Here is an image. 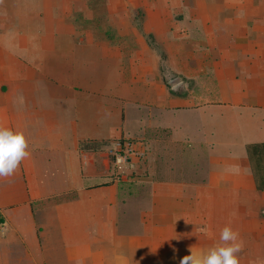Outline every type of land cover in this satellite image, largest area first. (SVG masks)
<instances>
[{"label": "crops", "instance_id": "0c3cea01", "mask_svg": "<svg viewBox=\"0 0 264 264\" xmlns=\"http://www.w3.org/2000/svg\"><path fill=\"white\" fill-rule=\"evenodd\" d=\"M91 1L0 0V264L261 260L264 0Z\"/></svg>", "mask_w": 264, "mask_h": 264}, {"label": "trees", "instance_id": "16d2710c", "mask_svg": "<svg viewBox=\"0 0 264 264\" xmlns=\"http://www.w3.org/2000/svg\"><path fill=\"white\" fill-rule=\"evenodd\" d=\"M103 145L105 144L90 142L82 144L81 148L83 150H97ZM246 152L256 189L259 192H264V143L250 144L246 147Z\"/></svg>", "mask_w": 264, "mask_h": 264}, {"label": "rangeland", "instance_id": "374dc122", "mask_svg": "<svg viewBox=\"0 0 264 264\" xmlns=\"http://www.w3.org/2000/svg\"><path fill=\"white\" fill-rule=\"evenodd\" d=\"M126 1L129 2L131 0H126ZM127 2H125V3H127ZM90 4H93L94 6L95 5L99 6V9H100L99 14L102 15V17H105L106 15H108L109 12H108V10H107V8L105 6V0H92L90 2ZM137 7L138 6H136V8ZM131 8L135 10V7L132 6ZM116 12H117V8H116ZM137 12H140V10H137ZM103 24L104 23L101 22L100 27H99L100 30L103 29ZM114 24H116L117 27H122V28L124 27L123 29H127V22H115ZM134 24H135V26L137 28H140L141 22H137V23H134ZM78 27H81V28H92L90 26H87L84 21L82 23H79ZM94 29H96V28H94ZM110 35H111L112 40L114 42H117L119 44H123V40L121 38H117L115 33H113V35H112L111 32H110L109 33V37H110ZM125 41H126L125 47L127 49V38L125 39ZM153 41L154 40L151 39L150 46L153 49H155L154 48L155 45H154ZM250 243H251V241H244V250L245 251H243V256H244L245 259H243V262L237 261V263L235 262V264H264V259H263L264 258V254H262V253L259 254V256H258L259 258H261V260H259V261H252L251 260L252 259V254H251L252 253V249L250 247ZM261 250H264V248L262 249V247H261Z\"/></svg>", "mask_w": 264, "mask_h": 264}, {"label": "built area", "instance_id": "2783aa9c", "mask_svg": "<svg viewBox=\"0 0 264 264\" xmlns=\"http://www.w3.org/2000/svg\"><path fill=\"white\" fill-rule=\"evenodd\" d=\"M137 151L132 145H124L123 147L119 144L117 151L114 153V162L118 168L123 167L127 164L128 159L131 155H136ZM138 155V154H137Z\"/></svg>", "mask_w": 264, "mask_h": 264}]
</instances>
